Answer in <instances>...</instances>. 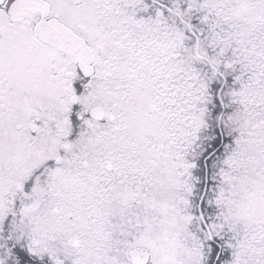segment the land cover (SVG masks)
Returning <instances> with one entry per match:
<instances>
[{
	"label": "snow or ice",
	"instance_id": "1",
	"mask_svg": "<svg viewBox=\"0 0 264 264\" xmlns=\"http://www.w3.org/2000/svg\"><path fill=\"white\" fill-rule=\"evenodd\" d=\"M0 264H264V0H0Z\"/></svg>",
	"mask_w": 264,
	"mask_h": 264
}]
</instances>
